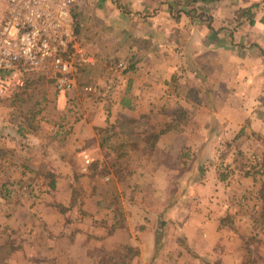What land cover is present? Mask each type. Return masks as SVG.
I'll use <instances>...</instances> for the list:
<instances>
[{
  "label": "crops",
  "instance_id": "crops-1",
  "mask_svg": "<svg viewBox=\"0 0 264 264\" xmlns=\"http://www.w3.org/2000/svg\"><path fill=\"white\" fill-rule=\"evenodd\" d=\"M120 1L124 3L122 6L136 9L131 10L130 15L122 11L119 14L124 26L119 28L121 38L117 40L116 45L123 49L122 53L126 57L123 58V68L116 74L115 91L108 99H98L97 104L105 101L106 115L113 111L117 116L127 113L144 115L148 112V103L156 104L160 100L172 99L168 90L174 73L186 70L185 63L190 60L186 58L190 55L186 54V44L189 45L184 34L186 23L195 25L196 21L200 24L206 21L199 19L201 16L196 15L194 20L193 17L188 18L181 10H174L178 8L174 0H156L152 4L151 0ZM216 1L205 4L198 1L195 7L202 13L208 12L211 23L210 28L207 25V34L214 42L220 41L217 31L222 23L227 24L225 28L231 30V33L239 28L233 36L240 40L238 43L242 46L233 48L241 50L244 58L229 64L230 69L237 63L236 69L228 71L236 70V81L245 85V88L241 91L234 89L237 96L233 100L226 97L223 103L219 104L216 113L215 110L207 113L208 123L201 132L196 133L198 136L202 135L200 140L195 147L193 144L188 145L193 151L200 152L198 175L183 180L176 177L172 167H154V164L151 169L134 171L131 175L133 184L127 192L133 195V201H130L131 197L126 196L129 201L122 203L123 214L116 212L109 200H104L110 196L107 191L100 197L94 196L95 194L92 196L90 191L80 192L82 194L74 203L73 189H70L69 185L77 179L72 173V163L67 162L65 157L75 154V164L78 165L80 158L77 154L81 151L80 144H84V141H89L93 144V149L99 150L94 130L102 128L103 122L98 113L99 108L95 105L94 110L89 108L82 118L70 124L67 132L60 134L61 132L54 130L51 142L54 144V138L63 135L66 141L72 144L69 150L53 149L54 152H50L47 157L40 153L43 158L39 160H29L26 156L25 162L17 166L20 174L14 178L7 174H12L10 168L16 166L6 159L0 162L7 175L0 178V186L31 182L32 174L39 172L41 165L55 175L54 191H51L50 195H47V192L44 194L46 197L50 196L47 200L43 198L42 201L40 199L31 202L23 197L11 203L10 194L2 195L0 191V248H4L3 255H0V264H97L102 249L125 246L132 248L136 253L132 255L130 264H149L154 261L160 264H242L243 260L246 264L244 247L250 246L249 242L256 245L259 244V239H264V227L259 225L255 218L262 207L259 199L260 176L253 179L244 171L241 175L236 171L230 172L229 175L222 174L223 168L232 170L236 162L234 157L231 160L229 157L228 160H223L222 154H216H231L232 151L239 154L240 151L253 152L257 148H263L264 53L259 50L264 51V23L261 21L264 17V0L229 1L225 2V9L218 7ZM250 1L256 3L251 6V24L246 17L236 19L235 16V12L248 7ZM5 11L6 5L0 0V16L3 17ZM130 17H134L133 20L129 19ZM99 39L104 42L106 38L101 36ZM228 39L230 40L226 39L224 44L226 50L232 49L228 47L235 44L231 36ZM246 43L252 44V47H245ZM235 49L226 51L227 55H231ZM209 51L217 53L219 49ZM154 56L162 58L155 59ZM164 56L169 57V62L164 61ZM225 67L224 64L223 68ZM177 81L175 86H185L186 82ZM193 83L197 84L195 80ZM212 95L211 102H222L218 92H213ZM177 96L184 103L194 101V98L190 101L186 96ZM3 97L0 100H3ZM173 99L180 102L177 97ZM58 101H63V98L59 96ZM2 113L0 107V148L6 144L8 149L17 150L20 154L28 153L29 147L32 150H44L48 142H42L41 132L37 130L36 133L18 135L16 128L8 124L7 117ZM106 118L107 116L104 117ZM172 132L164 135L171 136ZM14 142L19 145L14 146ZM157 143L156 149L167 148L164 140L160 139ZM177 145L168 150L170 155L176 153ZM23 149L25 151H22ZM82 150L90 155L88 149ZM4 153L7 152L0 151V155ZM254 155L256 162L261 164L259 155ZM184 157L188 158L187 154ZM91 159V164H98L97 160L92 157ZM262 159L264 168V157ZM184 162L181 157L176 165L183 166ZM246 166L247 164L244 170ZM87 171L88 168L83 171L81 167L79 174L86 177ZM262 172L264 174L263 169ZM42 179L38 182L41 183ZM104 181H111L108 189L116 179L111 173L104 177ZM141 190L144 192L142 199L157 200L160 205V209L154 212L160 220L155 228L149 226L146 221L148 213L153 212H149L150 208L146 202L137 199L141 196ZM117 191L121 198L122 190ZM56 206L62 207L63 212L58 211ZM119 216L125 224L120 225L117 222ZM169 226H174L173 238L170 240L165 238ZM122 232L127 234V238L116 239ZM175 248L174 255L172 253ZM170 252L171 254H168Z\"/></svg>",
  "mask_w": 264,
  "mask_h": 264
},
{
  "label": "rangeland",
  "instance_id": "rangeland-1",
  "mask_svg": "<svg viewBox=\"0 0 264 264\" xmlns=\"http://www.w3.org/2000/svg\"><path fill=\"white\" fill-rule=\"evenodd\" d=\"M155 1L156 0H151L150 3L152 4ZM229 1L239 2L238 0H217L216 4H218V7L220 8L222 6L221 9H225V2ZM1 2L4 3L2 0ZM120 2V0H83L82 3L72 8V15L80 14L81 16V12H83V16L86 18L85 22L86 27L88 28L87 34L85 37H79L77 34L75 35L77 37V43L82 48L86 58L91 60V63H81L78 65V72L75 74H78V76L75 77L76 87L69 92L61 93L56 91L54 82L50 78L49 71L47 73L45 71L32 73L25 77V79L39 76H42L43 78V92L45 94L46 100L44 103H42L41 112L36 117V123L34 124L37 125L38 131L42 133V142L48 143L46 144L44 150H32L29 147V150H27L28 153L25 152L23 154H20L17 150L8 149L6 144H3V147L0 148V151L7 153L0 155V162L6 159L11 162V164L16 166L15 168H10V170L13 172L12 174H7L8 176L14 178L15 175L20 174V169L17 166H19V164L24 161L26 156H28L29 160H39L43 158L39 155L40 153L43 154L44 157H47L50 152H54L52 151L53 149H61L65 151V148H67L69 150L72 148V144L68 143L63 135H60V137L56 136L54 138L55 141L53 142H55V145L51 142L54 130L59 133L61 132L60 134L67 132L66 130H68L70 124L76 122L78 118H82L89 108L94 110V106L96 105V108L97 106L99 108L98 113L101 115V121L103 122L102 128H104V131H94L99 144L103 145L104 143V145L102 148L99 147V150H96L93 149L92 143L89 141H84V144L81 143L80 147H82V149H88L90 154L88 155L89 158H94L97 160L98 164L93 163L89 168L88 166L85 167L82 158L79 156L81 152H86L82 149L77 154V156L80 158V160L78 159L80 161L78 165H76L77 157L75 154H69V156L66 155L65 158L67 162L72 163L71 169L73 176L77 179L74 181V183L69 185V188L73 189L72 200L74 203H76L77 199L80 197V194H82L80 192L87 193L90 191V193L92 192V196L95 194L94 196L98 195L100 197L102 195L104 196V191H107L110 196L107 198L105 197L104 200H109V203L114 208V210L123 214L124 208L122 203L129 201L127 197H131L130 201H133V195H129L127 192H129L130 188L132 187L133 183L131 175L134 173V171H137L138 169L141 171L148 170L149 168L151 169L154 164V167H156V165H167L172 167L171 169L175 173L176 177L183 178V180L184 178L198 175V165L200 162L198 154L200 152L193 151L188 145L193 144L195 147L196 143L200 140L202 135L200 134V136H198L196 133L198 131L201 132L202 128H204V126L208 123L209 119L207 113H210L214 110V113H216L219 108V104L223 103L224 98L230 97L233 100V98L237 96V92L235 94L234 89L241 91L243 88H245V85L243 86V84L236 81V70L228 71L236 69L235 65L237 63H235L234 67L230 69L229 67L231 65L229 64H232V62H234L236 59L242 60L244 58V54L241 50L237 51L235 48H233L234 46L236 48L238 46H242L238 43L240 40L233 36L237 31H239V28H237L234 33H231V30L225 28L227 24H225V22L222 23L218 27L217 31V33L220 34V41L214 42L210 35L207 34V25L211 23L209 22L210 17L208 12L202 13L199 11L195 7L197 3L194 4L193 0H180V2L177 3L178 8H175L174 10H181L183 13H185V15H187L188 18L193 17L194 20L196 19V15L201 16L199 19L205 20L206 23L204 22L200 24L196 21L195 25H187V23L185 25V41L188 40L189 42L188 46L186 44V47H188V50L186 49V54L190 53V55L188 54L189 56L186 58H189L190 60L187 64L185 63V72L180 71L174 73L172 81L170 82L171 87L168 90L172 95V99L168 98L167 100H160L156 104L148 103V112L145 111L146 113L144 115H134L133 113H127L117 116L114 111L110 115H106L107 105L104 100L101 102L102 104H97L98 99H108V97H111L115 91V88L117 87V84L115 83L116 74L119 72V70H121V68H123V58L126 57L122 53L123 49L117 47L116 45L117 40L121 38V30L119 28H123L124 26L121 23L119 14H121L122 11L123 13L130 15L132 12L131 10H136L133 8L131 9L130 7H124L122 6L124 3ZM146 4H148V2ZM254 4L256 3L250 1L248 2L249 6L246 8H249ZM83 16H81V18ZM235 16H238V11L235 12ZM1 17L2 16H0V19ZM133 18L134 17H130L129 19L133 20ZM101 36H105L106 39L104 42H100L103 41L102 39H99ZM229 36L233 38V42L235 41L234 45L228 47L232 48L230 50L235 49V52H231V55H227L226 51L228 52L230 50H226L225 48L227 47H224L226 39L230 40L228 39ZM94 37H97V39ZM182 40L183 39H181V41ZM244 45L245 47L247 45L250 46V48L252 47V44L246 43ZM213 48H217L219 51L217 53L209 51L214 50ZM149 50H151V48H149ZM259 51L264 53L262 49ZM250 56L251 55H249V58L251 59L252 57ZM154 57L155 59L162 58V56ZM168 58L169 57L164 56V61L169 62ZM224 64L226 65L225 68H223ZM151 65L152 67L154 66V64ZM155 66L158 67L160 65ZM79 67L81 69H79ZM193 78L197 84L193 83ZM177 80L184 81L183 83L186 82L184 88L187 90L186 92H179V87L175 86L178 84ZM226 84L227 87H225ZM85 87H90L91 90L84 91ZM15 89V87H9L6 95L3 97L4 99L0 100V107L3 112L2 114H4L5 117H7L10 112V108H8V98ZM213 92H218L220 94L219 99H221L222 102L215 103L214 100L211 102V95ZM185 94H188L190 101L193 98L194 101L184 103L183 100L177 96L182 95L185 97ZM59 96L63 98V101H58ZM175 97L179 98L180 102L174 101L173 98ZM182 106L187 108L189 112V117L185 121L184 125L180 126L178 129L167 128L169 120L168 117L171 110ZM224 112L225 111H223V113ZM105 116H107L106 119H104ZM111 117L113 118L111 119ZM167 132H172V135L167 137V135H164V133ZM157 134H160V136L153 143L154 137ZM160 139L161 141L164 140V144L167 145L166 149H156V145L158 144L157 142ZM152 144H154L153 148ZM177 144H179V146ZM16 145L19 144L14 142V146ZM175 145H177L176 149L178 150L175 149L176 153L172 152L173 154L170 155L168 150L172 149ZM22 151L25 150L23 149ZM186 154L188 158L184 157ZM220 154L224 156L221 159L228 160L230 158L231 160V158L234 157L236 162L233 167L235 170H233V168L232 170L230 168H223L222 174L229 175L230 172H237L238 175H241L243 174L244 166L246 164H250L251 160L255 161L254 154H258L260 156H258L260 161H263L262 157H264V142L263 148H257L253 152L240 151L239 154H237V151H232L231 154L229 152H218L216 155L219 156ZM230 155H232V157H230ZM181 157L185 160V165H176V162L180 160ZM256 163L260 165V163L255 162V164ZM80 166L83 168V171L88 168L86 177H83L79 174L81 168ZM240 169L241 171H239ZM111 173L115 177L116 181H113L112 185L107 189V186L111 183V181H104V177ZM47 174L48 176H46ZM7 175L0 163V178ZM32 175L33 178L31 182L13 184L10 186L12 188V192L9 197L11 203L14 201H19L23 197L26 199L28 198L31 200V202H37L40 201V199L42 201L43 198L47 200V197H50H46L44 194L47 192V195H50L51 191H54L53 189L48 190V183L51 180L49 175H51L53 180H55V175L51 174L49 171H46L42 165L40 167V171ZM39 179H42L43 181L39 183ZM118 189L122 190L121 192L123 193V196L121 198L118 196ZM97 192L99 193L96 194ZM140 194L141 196H138L137 198L138 201H142L143 203L146 202V204H148V208H150L148 209L149 212H153L151 214L148 213L146 221L148 222L149 226H154L155 228L156 223L160 222V220H158V216L154 214V212L160 209V205L158 202H156L157 200L153 201L142 199V196L144 195L143 191L140 192ZM56 208L59 211V207L56 206ZM258 214H255L256 222L259 221L257 223L264 227V218H262V215L259 217L261 212ZM117 222L120 223V225L125 224V222H122L121 216L118 217ZM173 234L174 226H169L168 230L166 231L165 238L170 240L173 238ZM126 235V233L122 232V235L120 233V236L116 239L119 240L120 237L126 239ZM258 243L259 244L255 245L249 242L250 246L244 247V250H246V264H264V239H259ZM126 248L127 247L125 246L124 248L112 247L108 250L102 249V254L100 255L97 264H110L119 256H123V258L126 259L125 262L128 263V261H130L132 258V255H134V252L128 253ZM175 250L176 248L173 249L172 253L174 255L176 253ZM168 254H171V252ZM149 264H160V262L154 261ZM242 264H244V260Z\"/></svg>",
  "mask_w": 264,
  "mask_h": 264
},
{
  "label": "built area",
  "instance_id": "built-area-1",
  "mask_svg": "<svg viewBox=\"0 0 264 264\" xmlns=\"http://www.w3.org/2000/svg\"><path fill=\"white\" fill-rule=\"evenodd\" d=\"M82 1L3 0L6 11L0 19V98L9 87H22L26 76L44 71H49L57 92L75 89L78 65L91 63L77 43L71 20L72 8ZM79 156L85 167L90 164L86 152ZM255 162L251 160L246 170Z\"/></svg>",
  "mask_w": 264,
  "mask_h": 264
},
{
  "label": "trees",
  "instance_id": "trees-1",
  "mask_svg": "<svg viewBox=\"0 0 264 264\" xmlns=\"http://www.w3.org/2000/svg\"><path fill=\"white\" fill-rule=\"evenodd\" d=\"M198 1L201 4H205V3H212L215 0H193L194 3L195 2L198 3ZM174 2L176 5H178L177 3L180 2V0H174ZM252 7L238 10V16L236 17V19H239L240 17H246L247 19H249V22L251 24L252 23L251 8ZM81 13H82L81 16H83L84 13L83 12ZM81 16L80 14H77V15L71 14V20H72L74 33L77 34L79 37L81 36L85 37V35L87 34L88 28L86 27L85 16H83L82 18ZM261 21L262 23H264V17L262 18ZM79 69L81 68L79 67ZM76 76H78V74L75 75V77ZM43 86H44V82H43L42 76L26 78L23 86L20 88H16L11 93V96L8 98L9 99L8 108H10L9 110L10 112L7 116V122L10 126L16 128V132L18 133V135H24V134H29V133L32 134V133L37 132L38 130L37 125L34 123H36V117L41 112L42 103H44V101L46 100L45 94L43 92ZM184 88L185 86H180L178 88L179 92L180 93H182L183 91L186 92L187 90H185ZM185 96L187 99L188 94H185ZM188 113L189 112L187 108H184V107H177L174 110H171L169 117H168L169 120H168L167 128L178 129L180 126L184 125L185 121L189 117ZM103 129L104 128H95L96 131H100V130L104 131ZM159 136L160 134H157L154 137L153 143L158 139ZM103 145L99 144V147L102 148ZM153 147H154V144H152V148ZM91 165L92 164L90 163L88 165V168ZM262 169L264 170L263 161L260 165H258L257 163L253 165L250 170H244V173L251 176L253 179H255L256 176H260L261 181H260L259 199L262 202V207H261V214L259 217H261L262 215V218H264V174L262 172ZM46 176H48V174ZM49 177L51 178V180L48 183V190L54 189V180L51 177V175H49ZM12 185L13 184H11L10 186ZM10 186H7L5 184H2L0 186V191L2 195L3 193H5V195L11 194L12 188ZM59 211L63 212L62 207L59 208ZM126 251L128 253L134 252L132 248H128V249L126 248ZM3 252H4V248H0V255H3ZM125 260L126 259H124L123 256L122 257L119 256L117 257L115 261L111 262L110 264H130V261L126 263Z\"/></svg>",
  "mask_w": 264,
  "mask_h": 264
}]
</instances>
